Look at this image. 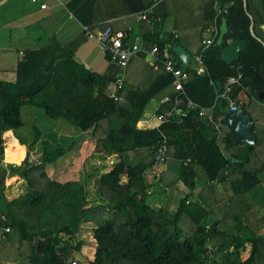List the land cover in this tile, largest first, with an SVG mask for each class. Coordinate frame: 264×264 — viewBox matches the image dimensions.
Segmentation results:
<instances>
[{"label": "trees", "instance_id": "16d2710c", "mask_svg": "<svg viewBox=\"0 0 264 264\" xmlns=\"http://www.w3.org/2000/svg\"><path fill=\"white\" fill-rule=\"evenodd\" d=\"M96 1L69 0L66 7L88 30L107 26L116 30L110 21L94 22ZM122 1L133 16L151 4V0ZM226 1L227 13L217 16L212 0H159L150 23H139L140 33L142 43L155 46L160 56L168 45V54L178 66L181 63L173 44L181 45L191 56L198 55L204 72L197 74L187 66L186 96L211 109L213 120L223 117L231 103L248 112L255 133L253 144L234 143L228 127L221 124L218 130L206 115L194 110L180 122L174 119L160 124L155 115L146 127H139L152 98L175 93L173 79L161 64L158 69L150 64L139 81L128 86L123 82L112 96L109 92L120 68L110 63L108 52L104 53L108 65L103 73L77 61L74 53L82 34L65 44L52 38L23 52L14 81L0 79V152L3 132L23 125L21 108L29 105L86 133L97 152L116 161L95 179L102 202L94 204L88 203L82 183L57 179L56 169L63 170L59 159L76 145L74 138L67 147L57 145L44 153L40 161L31 160L26 153L19 164L12 165L7 182L18 175L26 181V192L8 200L0 184V229L9 227L0 239V264H18L20 260L70 264L74 252L81 255L76 264H264V234L260 232L264 214L249 216L246 200L259 185L264 187V116L256 127L253 115L258 106L264 110L259 104L264 92V0ZM161 6L180 14L175 13L176 35L164 36V16L156 11ZM222 17L227 32L217 45ZM212 21L218 33L205 47L202 39ZM125 31L124 44L129 37ZM235 39H243L246 48L238 60L227 63L220 58V51ZM238 74L247 87L248 100L240 103L237 99L239 86L229 99L215 100L224 81ZM171 104H160L155 114ZM38 135L36 131L35 141ZM164 139L167 154L159 182L172 189L181 184L187 191L173 212L147 203L150 182L146 183L145 176L157 169L156 148ZM5 174L6 169L0 168V179ZM217 184L221 192H216ZM84 223L90 224V243L77 236ZM9 244L16 245L13 255L4 254ZM84 247L86 256L80 253ZM245 250L248 255L242 258Z\"/></svg>", "mask_w": 264, "mask_h": 264}, {"label": "rangeland", "instance_id": "374dc122", "mask_svg": "<svg viewBox=\"0 0 264 264\" xmlns=\"http://www.w3.org/2000/svg\"><path fill=\"white\" fill-rule=\"evenodd\" d=\"M104 0H100L99 3L101 4L100 7H104L103 4ZM116 1V0H115ZM114 1V2H115ZM116 6L111 8L110 12H115ZM96 18L98 21H103L105 19L104 14L99 13L97 10ZM77 20V19H76ZM92 40V39H91ZM97 44L96 50L98 55L104 65L107 64V60L103 56V49L99 46V42L93 39ZM43 46V45H42ZM32 50L33 48H28ZM14 54L17 55V52L9 53L8 57L6 58V67L9 70H2L4 67L0 63V79L6 81H14L15 79V69L17 65V61L20 59L17 56H13ZM14 62L13 66L12 63ZM196 63H190V66H194ZM13 67L14 70H12ZM100 73H103L102 66L100 65L97 68ZM123 78H125V73H123ZM160 99V96L155 97L147 104L145 108V112L138 122V126L141 127L147 126L149 121L154 118V107L156 106L157 100ZM262 100V99H261ZM152 113L151 119H147V115L145 113ZM254 115V121L256 127H260L261 124L259 119L261 116H264V110L261 107H256ZM258 117V119L256 117ZM21 119L23 125L18 129H15L14 135L21 139L23 147L15 146L13 144H9L8 153L6 151L7 147L5 144L6 139L3 137L4 132L2 134V146L3 149L0 152V168L6 169V174L4 175V181L0 179V184H9L11 182H7L8 171L12 165L19 164L21 158L27 153L32 154L35 157L34 161H40L44 153L52 152L53 149L57 145H61L62 147H67L70 144V141L74 138L77 141L76 145L65 154V156L59 159L58 165L62 167L63 170L58 172L57 179L59 180H66V179H74L79 183H82L86 189V197L89 204H94L98 202H102L101 197L99 196L97 186L95 185V179L102 173L106 172L110 166L116 161L114 157H107L102 153H99L95 150V142L90 139V137L86 133L78 132L73 125L69 124L65 120H58V119H51L47 117L41 108L30 107L29 105L22 106L21 108ZM144 119L146 122L142 123ZM223 128L222 130H224ZM36 131H39V135L37 140L35 141L34 138L36 136ZM11 132V131H10ZM9 133V131H7ZM10 140V139H9ZM10 143H12L10 141ZM5 144V145H4ZM6 148V149H5ZM4 153L6 154V160L4 158ZM132 159L135 158L132 156ZM51 168V167H50ZM165 168L162 165L156 173H152L149 170L146 173L145 181L150 182L149 187L147 188V192L149 193L147 197V203L153 207L154 209L164 208L170 212H173L178 204L180 199L182 198L183 194L187 191L178 184L177 188H163V185L159 182L160 172ZM53 170L52 168L49 170V174L52 175ZM125 180V179H124ZM13 181L12 183H14ZM11 183V184H12ZM198 189V188H197ZM216 192H221L222 188L219 184L216 185L215 188ZM26 192V190H25ZM195 193H193L192 198H195ZM246 200L249 203V216L252 217H259L264 214V187L259 185L255 188L251 193L246 195ZM260 232L264 234V225L260 228ZM0 233H3V229H0ZM78 238L83 240L84 242L90 243L92 242V231L90 228V224L84 223L81 225L80 231L78 232ZM16 244V242H15ZM9 244L8 249H4V254L6 255H13L14 254V247L16 245ZM208 245L210 243L208 242ZM86 248L84 247L83 250L80 252L83 255L86 253ZM248 255V250H245L242 253V258H245ZM86 256V255H85ZM81 260V255L78 252H74L71 258L69 259V263ZM18 264H27L26 261L20 260L17 262ZM3 264H14L7 261H3Z\"/></svg>", "mask_w": 264, "mask_h": 264}, {"label": "crops", "instance_id": "0c3cea01", "mask_svg": "<svg viewBox=\"0 0 264 264\" xmlns=\"http://www.w3.org/2000/svg\"><path fill=\"white\" fill-rule=\"evenodd\" d=\"M68 1L69 0H0V63L4 66H0L1 68H3L2 70H9L7 69L5 64L7 62L6 58L8 57L9 53L15 51L17 52L18 56L16 54H14L13 56L19 57V55L21 56L23 52L28 48L37 49L46 44L52 38L56 39L61 44H65L68 41L72 40L74 37L82 34V40H80V43L74 53L75 59L84 64L85 67L91 71L100 73L99 71H97V68L100 65L102 66V71H105L108 62L106 65L102 63L96 50L97 44L92 41L93 39L91 40L85 34H83V30H85L86 26L78 22L74 15H72V13L67 9L66 3ZM99 1L100 0H97L94 6V22L102 23L110 21L112 22L113 27L116 30H127V28L130 27L131 31L129 32V37L125 40V44H143L139 27L140 22H136L134 16L130 15V13L126 11L122 0H104V7H100L101 4L99 3ZM41 4H45V7H41ZM114 6H116L117 10L115 12H110L109 10ZM97 10L99 11V13L104 14L105 19H103V21H98L97 19H95L97 16ZM166 10L162 6L156 9L157 14H159L160 17L164 16L162 23V32L164 33V36L168 37L171 33L174 35L178 33V28L175 23V13L177 11L169 13L167 10L168 14H166ZM177 14L178 16H180L178 12ZM96 29L98 28H95L93 30ZM99 46L102 47L100 43ZM167 48L168 45L165 47L166 53H168ZM102 49V53L104 56L105 50L103 47ZM192 60L193 63H196V65L190 66ZM13 64L14 62L10 66H13ZM149 65L150 61H148V59L144 58L142 55L136 54L132 56L124 70V86L132 85L139 81ZM188 65L189 68L203 69L201 62L197 60L196 54L192 56L190 55ZM10 68L14 70L13 67ZM160 99H158L156 102L154 112L160 105ZM237 99L240 103L246 102L248 100L246 92L240 91L237 95ZM145 114L147 115V117L145 118L146 121H148L147 119H151V112ZM146 121L144 120L142 121V123H145ZM141 127H144L143 124ZM7 131H9V133H7ZM5 132V135L3 137L6 139L5 144L7 149H5L7 153L9 152V144H13L16 147L21 145L23 147V144L20 142L21 139L14 135V130L9 129ZM10 141L12 143H10ZM4 158L6 160L5 153ZM56 171L61 172L62 170L57 168ZM13 176L17 177L15 180H12V182L15 181L14 183H1L4 187V196L8 200L24 194L26 190L25 179L20 178L18 175ZM180 186L182 185L180 184ZM195 190H197V188Z\"/></svg>", "mask_w": 264, "mask_h": 264}, {"label": "built area", "instance_id": "2783aa9c", "mask_svg": "<svg viewBox=\"0 0 264 264\" xmlns=\"http://www.w3.org/2000/svg\"><path fill=\"white\" fill-rule=\"evenodd\" d=\"M159 0H151V4L148 5L145 9L136 12L134 14V18L136 22H145L149 24L151 21V15L154 12V8L157 5ZM212 6L216 12L217 16H221L227 13L229 2L226 0H212ZM41 7H45V4H41ZM86 35L90 39L97 40L104 50L108 52L110 63L116 64L120 68L119 77L116 79L114 84L111 87L110 95L116 96V90L120 89L123 86L124 78L123 73L128 64L130 58L136 54H140L144 56L150 64H152L154 69H158L161 64L163 71L167 74H170L173 81V89L175 93L172 96L165 95L159 101L160 104H169L172 103L171 106L164 109L161 112L155 114L158 120V123L168 122L170 120H178L179 122L183 120V118L188 114L189 111L194 110L199 114L206 115L210 122H212L215 127L219 130V127L222 124V117L218 120H213L210 115L211 109L204 108L190 98H188L184 92V83L189 78V72L186 69L187 67L178 66L177 61L172 57V55L168 53H164L160 56L158 49L155 46H146L145 44H124L123 39L128 36L127 32L124 30H112L110 27H106L104 29H96V30H88L86 29ZM131 28L128 27L127 31L130 32ZM218 33V27L215 21L209 23L204 32V37L202 39L203 45L208 46L215 35ZM197 60L200 61V57L197 55ZM197 74L203 73L204 69L196 68L194 69ZM241 87V91H246L247 87H244L240 82V75H232L228 77L223 85L221 90L215 93V100L218 99H229L230 93L233 91L235 87ZM261 106L264 108V99L259 101ZM237 106L231 103L229 110H236ZM157 110V109H156ZM167 154V146L166 139H164L163 143L158 145L156 148L155 155V165L157 169L151 170L152 173H156L158 169L164 164V160L166 159ZM29 158L35 159L32 154L29 155ZM189 159L186 160L185 163H188ZM9 227H5L3 229V233H0V239L3 238L4 232H8ZM71 264H76V261L73 260Z\"/></svg>", "mask_w": 264, "mask_h": 264}, {"label": "water", "instance_id": "95a60500", "mask_svg": "<svg viewBox=\"0 0 264 264\" xmlns=\"http://www.w3.org/2000/svg\"><path fill=\"white\" fill-rule=\"evenodd\" d=\"M227 32L226 18L222 17L219 25V33L216 39V44L221 45L224 34ZM246 48V42L243 39L232 40L227 46L223 47L220 51V58L227 62H233L239 59L240 52ZM173 52L180 60L182 67H187L190 54L188 51L178 44H173ZM106 53V51H104ZM260 99H264V92L259 95ZM222 124L229 128L231 131V138L234 143L245 142L247 144H253L255 141V133L253 130L251 118L248 112L241 108L236 110H228L221 119ZM3 181V176H1Z\"/></svg>", "mask_w": 264, "mask_h": 264}, {"label": "bare ground", "instance_id": "6f19581e", "mask_svg": "<svg viewBox=\"0 0 264 264\" xmlns=\"http://www.w3.org/2000/svg\"><path fill=\"white\" fill-rule=\"evenodd\" d=\"M125 31V30H124ZM131 31V30H130ZM189 66V65H188Z\"/></svg>", "mask_w": 264, "mask_h": 264}]
</instances>
